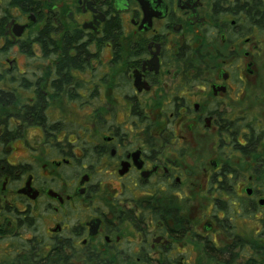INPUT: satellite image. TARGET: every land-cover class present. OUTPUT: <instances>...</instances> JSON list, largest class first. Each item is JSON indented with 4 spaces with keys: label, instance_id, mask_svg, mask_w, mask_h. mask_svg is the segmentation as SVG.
Listing matches in <instances>:
<instances>
[{
    "label": "flooded vegetation",
    "instance_id": "af4514ba",
    "mask_svg": "<svg viewBox=\"0 0 264 264\" xmlns=\"http://www.w3.org/2000/svg\"><path fill=\"white\" fill-rule=\"evenodd\" d=\"M0 0V264H264V0Z\"/></svg>",
    "mask_w": 264,
    "mask_h": 264
},
{
    "label": "trees",
    "instance_id": "16d2710c",
    "mask_svg": "<svg viewBox=\"0 0 264 264\" xmlns=\"http://www.w3.org/2000/svg\"><path fill=\"white\" fill-rule=\"evenodd\" d=\"M9 4L16 7H22V9L28 10L33 7L32 0H8Z\"/></svg>",
    "mask_w": 264,
    "mask_h": 264
}]
</instances>
